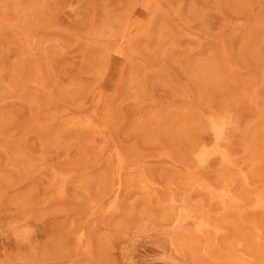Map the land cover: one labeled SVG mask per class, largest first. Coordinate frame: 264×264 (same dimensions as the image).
Here are the masks:
<instances>
[{
	"label": "rangeland",
	"instance_id": "374dc122",
	"mask_svg": "<svg viewBox=\"0 0 264 264\" xmlns=\"http://www.w3.org/2000/svg\"><path fill=\"white\" fill-rule=\"evenodd\" d=\"M0 264H264V0H0Z\"/></svg>",
	"mask_w": 264,
	"mask_h": 264
}]
</instances>
